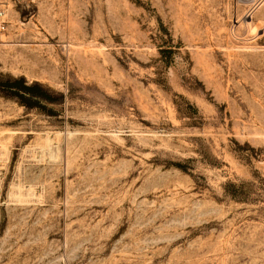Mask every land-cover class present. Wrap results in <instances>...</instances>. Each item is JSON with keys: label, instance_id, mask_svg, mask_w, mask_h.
Instances as JSON below:
<instances>
[{"label": "rangeland", "instance_id": "obj_1", "mask_svg": "<svg viewBox=\"0 0 264 264\" xmlns=\"http://www.w3.org/2000/svg\"><path fill=\"white\" fill-rule=\"evenodd\" d=\"M0 75V264H264V0H21Z\"/></svg>", "mask_w": 264, "mask_h": 264}, {"label": "trees", "instance_id": "obj_2", "mask_svg": "<svg viewBox=\"0 0 264 264\" xmlns=\"http://www.w3.org/2000/svg\"><path fill=\"white\" fill-rule=\"evenodd\" d=\"M0 96L16 100L26 108L45 111V102L56 101L51 92L39 83L28 85L24 78L0 75ZM48 113V112H45Z\"/></svg>", "mask_w": 264, "mask_h": 264}, {"label": "built area", "instance_id": "obj_3", "mask_svg": "<svg viewBox=\"0 0 264 264\" xmlns=\"http://www.w3.org/2000/svg\"><path fill=\"white\" fill-rule=\"evenodd\" d=\"M21 0H0V34L7 32L10 27V13ZM33 1V0H31Z\"/></svg>", "mask_w": 264, "mask_h": 264}, {"label": "bare ground", "instance_id": "obj_4", "mask_svg": "<svg viewBox=\"0 0 264 264\" xmlns=\"http://www.w3.org/2000/svg\"><path fill=\"white\" fill-rule=\"evenodd\" d=\"M260 3V2H259Z\"/></svg>", "mask_w": 264, "mask_h": 264}]
</instances>
